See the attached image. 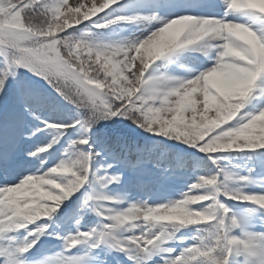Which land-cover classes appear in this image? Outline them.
Instances as JSON below:
<instances>
[{"label":"snow or ice","instance_id":"1","mask_svg":"<svg viewBox=\"0 0 264 264\" xmlns=\"http://www.w3.org/2000/svg\"><path fill=\"white\" fill-rule=\"evenodd\" d=\"M0 264H264V0H0Z\"/></svg>","mask_w":264,"mask_h":264},{"label":"rangeland","instance_id":"2","mask_svg":"<svg viewBox=\"0 0 264 264\" xmlns=\"http://www.w3.org/2000/svg\"><path fill=\"white\" fill-rule=\"evenodd\" d=\"M74 2V0H70V3Z\"/></svg>","mask_w":264,"mask_h":264}]
</instances>
